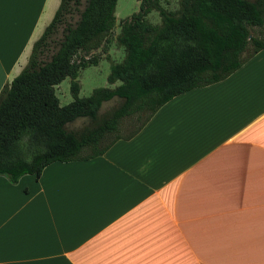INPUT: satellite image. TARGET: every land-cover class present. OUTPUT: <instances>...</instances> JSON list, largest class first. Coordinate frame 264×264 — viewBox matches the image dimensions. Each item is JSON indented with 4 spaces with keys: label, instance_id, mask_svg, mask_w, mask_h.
Here are the masks:
<instances>
[{
    "label": "crops",
    "instance_id": "crops-1",
    "mask_svg": "<svg viewBox=\"0 0 264 264\" xmlns=\"http://www.w3.org/2000/svg\"><path fill=\"white\" fill-rule=\"evenodd\" d=\"M59 3L0 0V91ZM0 264H264V46L102 155L0 175Z\"/></svg>",
    "mask_w": 264,
    "mask_h": 264
},
{
    "label": "trees",
    "instance_id": "trees-1",
    "mask_svg": "<svg viewBox=\"0 0 264 264\" xmlns=\"http://www.w3.org/2000/svg\"><path fill=\"white\" fill-rule=\"evenodd\" d=\"M161 1L138 0V11L120 21L116 40L125 56L107 78L119 84L79 97V70L97 63L94 51L106 46L117 0H85L82 9L81 0H60L25 66L0 91V175L16 183L54 161L102 155L139 132L171 98L225 79L264 46V0H179L177 10ZM73 10L78 19L71 23L65 17ZM154 10L159 25L147 19ZM67 76L73 100L60 105L55 85ZM80 118L86 123L69 127Z\"/></svg>",
    "mask_w": 264,
    "mask_h": 264
},
{
    "label": "rangeland",
    "instance_id": "rangeland-1",
    "mask_svg": "<svg viewBox=\"0 0 264 264\" xmlns=\"http://www.w3.org/2000/svg\"><path fill=\"white\" fill-rule=\"evenodd\" d=\"M80 9L83 8L85 0H81ZM161 4L170 10H177L179 6V0H162ZM139 9L138 0H117L116 8H115V26L108 36V41L106 42L105 48H98L94 52L98 55V60L96 64H90L85 67H82L79 70V74L77 77V81L79 83V97L89 96L92 91L97 87H105V86H115L119 84L117 81L115 84L110 85L108 83V75L110 73V68L113 63L120 62L125 56V50L122 45H119L116 40V36L120 32V21L134 12H137ZM53 15V14H52ZM49 16V20L52 19ZM65 19L68 22L74 23L78 19V12L73 10L72 13L66 15ZM147 19L154 25H159L161 23L160 16L157 11H151L147 15ZM43 32V31H41ZM62 32V26L59 28L55 40L60 37ZM55 42V41H54ZM53 46L55 44L53 43ZM48 54V52H46ZM22 63V66L15 69L13 73V77L16 76L22 68L25 66ZM12 77V78H13ZM71 78L69 76L65 77L59 84L55 85V94L58 97L60 105H66L73 100V94L70 89ZM117 103V99H113L102 104L101 111H104ZM86 123V119L80 118L69 124L71 128H78ZM130 126L125 124L122 127L121 133H126Z\"/></svg>",
    "mask_w": 264,
    "mask_h": 264
}]
</instances>
